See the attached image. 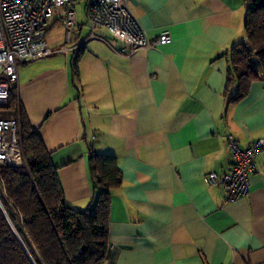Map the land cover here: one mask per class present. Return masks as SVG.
Listing matches in <instances>:
<instances>
[{
	"label": "crops",
	"instance_id": "obj_1",
	"mask_svg": "<svg viewBox=\"0 0 264 264\" xmlns=\"http://www.w3.org/2000/svg\"><path fill=\"white\" fill-rule=\"evenodd\" d=\"M148 35L171 41L130 53L107 28L79 48L18 64V101L49 151L67 203L96 197L90 148L116 156L108 250L100 264H257L264 260V150L249 192L231 199L208 173L264 138V80L241 83L232 47L247 42L244 0H127ZM62 14L59 9L58 15ZM78 20V18H77ZM62 25L59 16L49 23ZM87 17L73 29L74 44ZM67 33V32H66ZM123 47V49H121Z\"/></svg>",
	"mask_w": 264,
	"mask_h": 264
},
{
	"label": "trees",
	"instance_id": "obj_2",
	"mask_svg": "<svg viewBox=\"0 0 264 264\" xmlns=\"http://www.w3.org/2000/svg\"><path fill=\"white\" fill-rule=\"evenodd\" d=\"M244 1L248 40L235 44L231 52L241 83L238 99L252 80H264V0ZM15 87L5 115L19 121L24 161L19 166H0V264H100L109 246L111 191L122 183L116 156L90 148L88 164L96 197L83 210L72 208L57 167L27 119Z\"/></svg>",
	"mask_w": 264,
	"mask_h": 264
},
{
	"label": "built area",
	"instance_id": "obj_3",
	"mask_svg": "<svg viewBox=\"0 0 264 264\" xmlns=\"http://www.w3.org/2000/svg\"><path fill=\"white\" fill-rule=\"evenodd\" d=\"M77 1L0 0V166H19L24 160L19 121L5 115L10 107L11 88L18 79V64L53 52L46 34L51 18L59 9L62 10L59 19L71 42L73 29L78 24ZM86 7L88 33L73 45L62 44L54 51L82 47L96 36L95 30L99 26L128 44L130 53L171 41L168 32L151 38L130 10L127 0H89ZM227 141L233 156L232 164L221 174L213 171L207 177L210 184L220 185L229 198L235 199L249 192L250 172L255 169L257 153L264 150V138L254 139L245 148L238 146L231 133L227 135ZM257 264H264V260Z\"/></svg>",
	"mask_w": 264,
	"mask_h": 264
},
{
	"label": "rangeland",
	"instance_id": "obj_4",
	"mask_svg": "<svg viewBox=\"0 0 264 264\" xmlns=\"http://www.w3.org/2000/svg\"><path fill=\"white\" fill-rule=\"evenodd\" d=\"M89 0H79L76 2V14L78 21L83 22L84 18L87 17V3ZM59 13V10L55 12L54 17H57ZM86 27L84 28L82 34H85ZM46 39L50 43L51 40H58L59 42L62 41V44H68L73 45L72 42H69L67 40L66 31L59 25V22H57V25H54L51 29L49 28ZM261 46V45H260ZM255 56L253 55L252 58ZM242 66H238L237 69L241 71ZM23 149V147H22ZM24 161V160H23ZM23 164V163H22Z\"/></svg>",
	"mask_w": 264,
	"mask_h": 264
},
{
	"label": "water",
	"instance_id": "obj_5",
	"mask_svg": "<svg viewBox=\"0 0 264 264\" xmlns=\"http://www.w3.org/2000/svg\"><path fill=\"white\" fill-rule=\"evenodd\" d=\"M248 48H249V49L251 48V45H250V44H248Z\"/></svg>",
	"mask_w": 264,
	"mask_h": 264
}]
</instances>
